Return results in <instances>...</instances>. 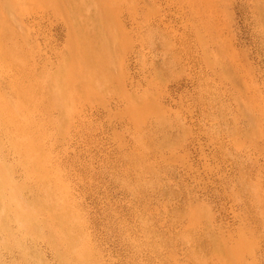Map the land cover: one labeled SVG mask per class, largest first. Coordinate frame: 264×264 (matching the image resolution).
<instances>
[{
  "label": "rangeland",
  "instance_id": "374dc122",
  "mask_svg": "<svg viewBox=\"0 0 264 264\" xmlns=\"http://www.w3.org/2000/svg\"><path fill=\"white\" fill-rule=\"evenodd\" d=\"M0 264H264V0H0Z\"/></svg>",
  "mask_w": 264,
  "mask_h": 264
},
{
  "label": "bare ground",
  "instance_id": "6f19581e",
  "mask_svg": "<svg viewBox=\"0 0 264 264\" xmlns=\"http://www.w3.org/2000/svg\"><path fill=\"white\" fill-rule=\"evenodd\" d=\"M63 25V24H62ZM89 61V60H88ZM10 183V182H9ZM11 184V183H10ZM14 184V183H13Z\"/></svg>",
  "mask_w": 264,
  "mask_h": 264
}]
</instances>
